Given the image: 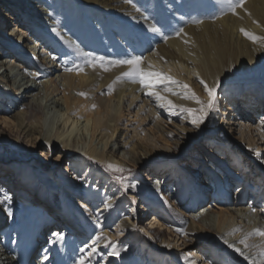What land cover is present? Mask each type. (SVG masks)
<instances>
[{
  "label": "bare ground",
  "instance_id": "6f19581e",
  "mask_svg": "<svg viewBox=\"0 0 264 264\" xmlns=\"http://www.w3.org/2000/svg\"><path fill=\"white\" fill-rule=\"evenodd\" d=\"M1 1L6 4L2 3L0 7V139H6L24 151H32L37 145L44 144L48 151L60 149L53 163L60 164L61 159H67L73 166L63 168L64 174L45 172L46 167L39 161L21 171L19 163L7 172L0 168V264H63L59 260L64 255L62 247L65 245V251L73 255V245L82 252L85 264H94L93 258L96 256L101 257V264H166L167 253L174 249V240L167 238L172 234L167 236L158 228L142 227L148 237L142 242L140 254L131 242L132 237L139 235L135 229L137 215L134 213L135 204L128 206L124 203L122 188L127 189L128 184L136 182L139 177L137 173L132 174L133 179L130 178L122 188L114 178H106L104 173L109 165L136 169L140 163L168 158L173 162V168L163 180L158 179L159 172L151 171L139 184L131 183L130 193L141 197L138 199L140 209L147 212L149 221H152L147 225H159L169 233L174 230L173 237L177 241L197 235L204 239L214 236V246L211 248L214 253H218V248H224L226 258H238L244 264H249L244 259V256H248L259 264L264 259L260 256L264 252V236L256 234L257 229L264 231V204L260 209L255 207L264 199V116L261 105H257V112L247 122L239 118L241 114L245 117V113L240 114L237 108L228 105V112L224 114L227 115L226 120L222 119L218 124L215 118L219 105L218 87L215 105L198 128L190 122L188 113L181 109L201 108V104L192 98L193 94L203 105H207L208 94L200 81L203 80L209 88L216 85L212 72L219 68L225 57V46L218 47L219 44L230 41L237 58L247 54L254 57L257 51L263 50L261 41L249 44L252 41L242 34L241 29L264 37V25L258 23L249 11L252 7L264 19V0H249L232 16L219 18L210 25L200 24L198 32L205 33L204 26L222 30L220 37L210 34L204 38L198 36V42L205 39V51L201 52L199 44L188 38L190 27L162 45L153 43L154 46L149 48L143 38L139 42L135 27L142 20L130 16L132 11L138 13V9H127V0H123L121 5L127 9L123 21L112 26H106L105 17L90 7L91 4H104L106 0ZM179 4V1L175 2L174 14L169 13L175 19L181 12ZM11 10L15 11V16L11 15ZM239 15L244 16L245 28L237 23ZM3 17L10 23L3 21ZM71 25L83 31L85 36H96L92 37L94 40L101 38L109 48L115 46L123 60L142 56L143 69L147 71L151 65L152 70L176 81L169 83L162 80L157 83L156 91L165 100L148 95L138 82L125 77L123 74L129 70L127 65H118L124 78L117 81L115 90L109 91H105L106 81L90 68H84L82 72L67 71L63 67L61 54L78 51L89 60L90 52L94 49L92 45L84 43L78 33L70 31ZM147 26L153 28L154 24L149 22ZM190 30L195 31L194 28ZM217 31L220 30L213 28L212 32ZM165 87L172 91H165ZM166 101H171L175 107L170 108ZM246 102L245 106H249ZM237 105L239 110L241 105ZM39 110L41 113L37 116ZM125 110L128 114L135 110L134 115L139 116L144 112V117H139L141 123L154 115L151 123L157 125L150 130L136 129L131 136H123L124 129L120 131L118 121ZM156 113L161 118L156 117ZM162 120L177 122L175 131L171 133L178 139L185 138L184 133L188 134L189 131H194V136L199 135L205 122L209 123L210 131H223L230 127L232 143H229V147L234 143V149L238 147L249 158L260 161L263 165L261 173L253 176L249 183L251 175H256L258 171L246 163L242 183L233 188L235 200L229 202V187L235 184L222 183L221 178L217 179L215 170L208 166L204 170L208 171L209 178L199 181L201 174L194 168L196 158L190 156L191 166L182 165L187 160L186 156H179L184 144L169 138L171 133L165 131L163 127L166 124H162ZM200 162L205 163L201 159ZM71 169L74 170L69 177L67 172ZM93 174L97 178L95 185ZM174 179L177 180L169 189L167 184ZM180 179L186 183L181 185ZM213 180L217 184L215 193L194 208L204 199ZM11 190L22 197L23 203H31L30 209L22 204L16 206ZM251 192L255 196L248 201L245 196L254 195ZM177 193L180 195L178 199ZM99 194L103 195L102 198ZM177 200L180 201L179 205ZM93 206L99 210L92 214L90 210ZM121 207L128 208V212L121 210ZM168 208L182 214L183 227L177 224L175 216L168 213ZM51 213L56 217V222H53ZM26 218L31 222L29 227L25 226ZM61 222L67 226L63 229L70 230V235L80 230L85 244L79 246L77 241L70 242L69 234L59 230ZM51 226L55 228L49 236L44 237L42 234ZM98 236L100 239H97ZM109 237H116L115 242H110ZM242 240L246 244L241 243ZM151 243L154 248H149ZM234 248L240 249L243 255ZM103 250L104 254L101 253ZM131 255H134L132 260ZM175 256L178 260L184 258L183 254ZM198 258L202 264H209L208 254L203 257L192 254L183 264H197L194 260ZM214 258L218 259L219 256Z\"/></svg>",
  "mask_w": 264,
  "mask_h": 264
},
{
  "label": "rangeland",
  "instance_id": "374dc122",
  "mask_svg": "<svg viewBox=\"0 0 264 264\" xmlns=\"http://www.w3.org/2000/svg\"><path fill=\"white\" fill-rule=\"evenodd\" d=\"M73 1V0H71ZM122 1L123 0H106L104 4H91V8L93 11H96L99 14H102V16L105 17V25L112 26L119 24L121 20L123 21L124 14H126L127 9H130L131 7H135L138 9V13L135 14V12H131L130 16L136 17L138 20H142L138 22V25H136V35L139 42L142 41L141 38L144 39V41L147 44V47L150 48V46H154L153 43H157L159 45H162L169 39H175L176 36H178L181 33H184V29L187 27L194 28L195 31H192L188 29V38L196 41L199 44V50L205 51V39L198 42V36H206L210 34V36L213 37H220V34L222 33L221 28L217 27H209L204 26L205 33L204 32H198L200 24L210 25L219 18H223L225 16H232L234 13L227 9V7L220 2V0H127L128 8H122ZM179 1L181 12L178 14L179 17L176 19L173 18L174 15H169V13L174 14V8L175 2ZM249 0H244L245 4ZM5 5L4 1L0 0V7L2 8L1 4ZM132 9V8H131ZM238 9V8H237ZM236 9V10H237ZM250 13L253 14L255 20L260 23L261 25H264V19L263 17L252 7L249 9ZM11 12V15L15 16L16 13L14 10L9 11ZM236 12V11H235ZM183 16V17H182ZM184 18V19H183ZM238 19V25L239 27L245 28V19L243 15H239L237 17ZM3 21L9 22L10 20L2 18ZM144 20V21H143ZM153 22L154 27L150 28L147 26V23ZM63 23H66L65 20H63ZM140 23V24H139ZM104 26V24H102ZM214 29L220 30L217 32H212ZM71 32L78 33L84 43L87 45H92L94 49L92 52H90L89 60L85 58V56L78 51L74 52L73 54L70 51H67L64 53L65 55L61 54L60 58L63 61L64 68L69 71L68 69H71L73 72H82L84 68H90L95 74H97L99 77H101L103 80L106 81L105 84V91L109 90H115L116 89V83L117 81H121L124 76L119 71L118 65L114 64V61L123 60L122 56L120 55V52L118 49H116L115 46H112L109 48L108 44H104L103 40L100 39H92L94 37L91 36H85V33L83 31L77 30L73 25L69 28ZM153 29H158V31H153ZM226 34V33H224ZM96 37V36H95ZM94 37V38H95ZM187 38V39H188ZM210 40L212 43H214L213 39L210 37ZM251 41V40H249ZM207 42V41H206ZM210 42V41H208ZM249 44H253V42H250ZM261 44H264V42L261 41ZM225 46V57H223L221 64L219 65V68L213 69L212 75L215 79V82H219V88L217 89V97L219 99V105L218 108L215 111V118L216 122L220 124L221 120L225 119L226 114L228 111V105H232L233 107L237 108L238 113H245V117L239 116V118H242L243 121L247 122L252 119L253 115L257 112V105H261V114L262 117L264 116V46H262L263 50L257 51L256 56H250L247 54L243 58H237L234 56L235 49H233V46L231 45L230 41H227L225 43H221L218 45V47ZM188 47V46H187ZM190 51H193L190 49ZM89 52V51H88ZM58 53V52H57ZM59 54V53H58ZM8 56H11L10 54ZM70 56V57H68ZM101 57L103 59H101ZM107 69V70H105ZM253 97V98H252ZM93 98H91L92 100ZM254 99L255 101L249 102L248 100ZM248 101V102H246ZM245 102L247 104H250L249 106H245ZM241 105V108L238 110V105ZM185 106V105H184ZM183 106V107H184ZM145 107V106H144ZM248 107V108H247ZM185 109V108H184ZM135 110H131V113L128 114V112L125 110L123 117L118 121L120 131L123 132V136H131L133 130L136 129H142L150 130L151 128H155L157 125L152 120L154 119L153 116H149L146 120V122L141 123L140 116L144 117V112L140 113L139 115H134ZM145 111V110H144ZM41 113V110H39L36 114L39 116ZM213 114V111H211ZM156 117H160L156 113ZM10 116V115H9ZM36 116V115H35ZM161 118V117H160ZM245 119V120H244ZM151 120V121H150ZM263 120V119H262ZM150 121V122H149ZM158 121V120H157ZM156 122V121H155ZM162 124H166L163 128L166 132H172L175 131L176 123L177 122H170V121H160ZM249 123V122H248ZM208 122L204 123V126L202 127L201 132L199 135L194 136V131H189V136L185 132L186 137L183 139L175 138L173 133L169 138H173V141L178 142L179 144H184V147L182 151L179 153V156L183 155L186 156L185 162H183V166L190 165L191 166V157L193 155L195 159V167L199 174L201 176L199 177V181H202V179H208L209 173L204 167H211L215 170V174L217 175V179L220 180L222 183H229V184H235L230 185L229 187V202L235 200L233 197L235 188L238 184L242 183L243 177L246 173L245 164L248 163V165L251 168H257V174L251 175V179L249 180V183L252 181L253 176H257L261 173L263 169V165H261V162L256 161L251 158H249L248 155L242 153L240 149H234L236 148V144H232L231 147H229V143H232V140L230 139V135L232 134L230 127H227V130H220L217 129L216 131H210ZM126 133V134H125ZM187 143V144H186ZM60 153V149H55L51 151H48L47 146L44 145H37L32 151H24L21 148H17L14 145L7 142L6 139H0V168L4 169L5 172L10 170L15 164L19 163V171L22 169L30 168V166H33L36 164V161H39L46 167L45 172H53V173H59L64 174L63 168H68L69 166H73L72 162L70 163L67 159H61L60 164H54L53 160L56 158V156ZM216 156V157H215ZM45 157H48L49 159L46 160ZM200 159L203 162H200ZM197 160V161H196ZM191 161V162H190ZM194 162V161H193ZM146 162L140 163L136 169L130 167L124 168L119 166H112V168L107 167L105 169L104 175L107 177H112L116 180V184L119 185V187L122 188V185L127 183V181L132 178V174L137 173L139 176L136 182H131L132 184H139L144 176L148 174V172L156 171L158 173V179L163 180L164 176L168 175L172 168H173V162H170V159H166L163 161H156V162H149L147 164H144ZM76 165V162L74 163ZM164 165V166H163ZM92 169V166L91 168ZM115 169H120L121 171H116ZM123 169V171H122ZM166 169H170L169 171H164ZM74 169L69 170L67 174L69 177L72 176V172ZM59 171V172H58ZM251 171V170H250ZM43 172V171H42ZM61 172V173H60ZM95 171H93L94 173ZM174 172V170L172 171ZM187 172V171H186ZM44 173V172H43ZM96 173V172H95ZM170 175V174H169ZM188 175V174H187ZM102 178L104 177L101 175ZM178 177V175H177ZM191 177V175L189 176ZM93 178L94 174H93ZM256 178V177H255ZM133 179V178H132ZM257 179V178H256ZM97 178L93 180L96 182ZM135 180V179H134ZM177 179L171 180L167 186L170 189L172 185L175 184ZM181 180V179H180ZM235 181V183H234ZM129 182V181H128ZM183 182L186 183L185 180H181V185H183ZM128 184L129 187L127 189H123L125 193V199L124 203L128 206H131V204H135V214L136 217V224L135 229L136 233L139 235H135V237H132L131 242L135 244L136 249H139V254L142 252V242L145 238L148 236L145 234L142 227L146 228H158L161 231H164V233L168 236L167 238L170 240H174L172 245L174 246V249H170L167 253V260L166 264H183L184 261L187 259H190L192 257V254H195L197 257H203L204 255H209V264H244L240 259L230 257L226 258V253L224 248H218V253H214L211 249L213 244V240L215 239L214 236H209V238L204 239L202 236L197 235L193 238H187L178 240L175 239L174 236V230L172 233H169L168 230H166L164 227H159V225H153L152 227L148 226L147 224L149 222V216L147 212H142L140 201H138L140 196L130 193V188L132 184ZM248 183V179H247ZM94 183L93 185H95ZM211 187L208 188L206 191V195L203 200L199 201L194 205V208L197 207L200 203H202L204 200H208L212 194L215 193L216 185L214 180L210 182ZM263 184V181L262 183ZM180 186V184H178ZM257 186H260V183L256 184ZM255 185V187H257ZM261 187V186H260ZM99 188V187H98ZM179 188V187H178ZM264 189V188H263ZM179 188V193H180ZM170 191V190H169ZM178 191V190H176ZM12 192V190H11ZM254 192V191H253ZM251 192L252 194H254ZM181 194V193H180ZM13 195V201L16 206L22 204L25 206L24 208L28 207L30 209V204L23 203L22 197L18 195L17 192H12ZM100 198H102L103 195L99 194ZM255 196L252 195L251 197L245 196V198L248 201H252V197ZM186 197V195H185ZM184 196L182 198H185ZM180 198V195L177 193V199ZM22 200V202L20 201ZM180 200V199H179ZM177 205L180 204V201H176ZM182 203V202H181ZM264 204V199H262L255 207L257 209L262 208ZM21 205V206H22ZM88 208V207H87ZM121 210H125V212H128V208H120ZM88 210V209H87ZM99 210L98 207L93 206L91 207V213H95ZM168 213L170 215L175 216L176 222L180 227L184 226V220L182 218V214L180 212L175 211L173 209L168 208ZM36 212H38L36 210ZM51 217H53V222H56V217H54V214L51 213ZM7 219V223H8ZM25 226L29 227L31 225V222L29 221V218L24 219ZM6 224V223H5ZM60 229L62 232H67V235L69 234L70 230L63 229L64 227H67L64 222L60 223ZM54 225V223H53ZM56 227V225H55ZM54 226L49 227L48 230H45V232L42 234L44 237H47L51 234L53 231ZM176 229H179L178 227ZM24 230V229H23ZM37 230V229H36ZM108 232L110 230H107ZM37 232V231H36ZM80 230L74 231L71 235L69 234V240L70 242L77 241L79 242V246L85 244L86 241H83V235L81 234ZM113 236L114 232H110ZM13 236V234H12ZM11 236V239H12ZM131 236V235H130ZM129 236V237H130ZM137 236L140 238L137 239ZM14 238V236H13ZM116 238V237H115ZM114 237H109L110 242H115ZM11 243V242H9ZM62 243V242H61ZM87 245V244H86ZM66 246V245H65ZM65 246L62 247L64 250V255L61 256V259L59 261H62L63 264H73L77 262V264H80L81 260L83 258V264L86 263L85 261V255L82 254V252H79L76 250V248L73 245V252L74 255L68 251H65ZM88 246V245H87ZM149 248H154V245L151 243ZM141 249V250H140ZM56 251V249H55ZM40 253V251H39ZM102 254L105 253V250L101 252ZM177 254H183L184 258L181 260H178L175 255ZM216 254V255H215ZM61 252L58 254V258L60 257ZM219 256V260L214 258L215 256ZM134 255L130 256V260H132V257ZM71 258V259H70ZM79 258V259H78ZM69 260V261H67ZM200 259H195L194 263L202 264V262L199 261ZM217 260V261H213ZM94 264H101L102 259L100 256H96V258H93ZM89 264V263H87Z\"/></svg>",
  "mask_w": 264,
  "mask_h": 264
},
{
  "label": "snow or ice",
  "instance_id": "6c2138e0",
  "mask_svg": "<svg viewBox=\"0 0 264 264\" xmlns=\"http://www.w3.org/2000/svg\"><path fill=\"white\" fill-rule=\"evenodd\" d=\"M222 4H224L228 10L232 11L235 14V11L237 8H240L243 6L244 0H220ZM153 31H158V29H153ZM242 34L249 40H251L253 43H256L257 41L264 42V37H257L243 29H241ZM264 46V44H262ZM101 59H103L101 57ZM142 56H132L129 59L125 60H118L114 61L113 63L116 65H127L129 70L125 72L123 75L125 77H128L133 80V82H138L146 91L147 94L150 96H154L158 100H165V97L160 95L158 91H156V86L158 82L168 81L169 83H176V81L172 80L170 77L162 76V74L158 71L152 70L151 65H149V70H145L141 67V63L143 61ZM71 71V69H68ZM107 70V69H105ZM201 84L204 85V89L208 94V102L207 105H203L202 102L195 98L194 94L193 97L196 99V102L198 104H201V108L198 110L194 109H181V111L188 113L190 119V122L195 126L199 127L200 124H202L205 120V117L207 116L208 111L212 110L215 105V92L216 89L219 87V82L216 83V85L212 88H209L207 84L204 83L203 80L200 81ZM185 88L187 85L184 86ZM165 91L171 92L172 89L169 87H165ZM79 95H86L85 93H79ZM166 103L170 106V108L175 107V105H172L171 101H166ZM198 112L199 114H194ZM109 168H112L111 165L108 166ZM116 171H121L120 169H115ZM108 205L106 204L105 207ZM257 235L264 236V231H261L259 229L256 230ZM58 235V234H57ZM58 238L62 239V237ZM97 239H100L98 236ZM241 243H245L246 241L242 240ZM230 248L234 247L233 245H228ZM236 252H238L240 255H243L242 252H240V249L234 248ZM83 251V249H81ZM94 251V250H93ZM261 257H264V252L260 253ZM245 260L249 261V264H258V262L248 256H244ZM80 264H83V258L81 259ZM259 264H264V259L259 261Z\"/></svg>",
  "mask_w": 264,
  "mask_h": 264
}]
</instances>
